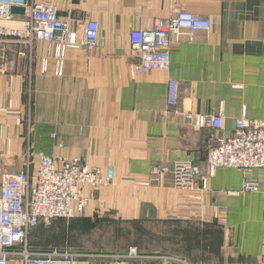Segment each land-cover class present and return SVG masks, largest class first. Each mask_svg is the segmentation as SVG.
Returning a JSON list of instances; mask_svg holds the SVG:
<instances>
[{
  "label": "crops",
  "instance_id": "obj_1",
  "mask_svg": "<svg viewBox=\"0 0 264 264\" xmlns=\"http://www.w3.org/2000/svg\"><path fill=\"white\" fill-rule=\"evenodd\" d=\"M39 1L54 3L81 35L86 20L98 21L105 43L68 49L62 75L56 74L54 46L0 44V181L25 168L28 153L34 167L36 156L45 153L103 168L110 183L84 187L91 202L71 228L78 232L98 216L118 220L122 230L134 223L150 243L133 240L108 250L72 243L76 264H159L153 256L162 251L191 264H264V169L218 168L207 189L201 175L196 189L177 188L172 179L177 160L191 159L202 171L211 134L230 136L243 116L264 121V0ZM179 11L210 19L211 29L198 30L193 39H173L168 71L134 73L139 59L131 49V31ZM20 50L26 55H18ZM173 80L180 94L174 107L168 104ZM189 111H222L224 129L188 125ZM157 165L164 173L154 176ZM246 175L260 179L261 189L243 190ZM58 220L65 219L51 226ZM49 227L34 228L29 244ZM163 235L165 245L159 247L157 237ZM127 245L138 246L146 257L121 256ZM21 262L13 257L8 264Z\"/></svg>",
  "mask_w": 264,
  "mask_h": 264
},
{
  "label": "built area",
  "instance_id": "obj_2",
  "mask_svg": "<svg viewBox=\"0 0 264 264\" xmlns=\"http://www.w3.org/2000/svg\"><path fill=\"white\" fill-rule=\"evenodd\" d=\"M75 1V0H68ZM23 6L24 14L12 12L13 6ZM212 23L191 11H179L169 18L153 19L150 28H135L130 33L131 49L138 56L132 65L134 73L168 71L171 67L173 39L183 35L194 38L198 30H210ZM35 41L54 46L56 74L64 73V58L70 48L84 50L97 48L105 43L100 35V25L94 19L84 22L82 35L71 23L59 16L57 6L50 1L0 0V44L20 43L32 48ZM25 56L26 51H18ZM11 57V56H10ZM47 69L44 61L43 71ZM179 83L171 81L168 104L176 106L179 101ZM188 125L196 129H224V115L217 113H185ZM206 164L201 171L193 160L175 161L172 171L173 185L177 188L203 189L221 167H235L244 171L264 169V121L240 117L233 133L226 136L211 134ZM1 154V148H0ZM36 166L26 155L27 165L7 172L0 181V264H8L13 257L22 264H76V253L68 250H34L29 244L31 231L39 225L49 227L55 219H73L83 216L91 202L83 191L85 186L100 189L108 185L111 177L101 166L92 165L78 157H58L39 153ZM164 173L163 165H157L154 176ZM201 175V181L197 176ZM262 182L246 175L243 190L258 191ZM123 257L145 258L137 247H130ZM161 264H191L176 256H153ZM120 264V263H119Z\"/></svg>",
  "mask_w": 264,
  "mask_h": 264
},
{
  "label": "rangeland",
  "instance_id": "obj_3",
  "mask_svg": "<svg viewBox=\"0 0 264 264\" xmlns=\"http://www.w3.org/2000/svg\"><path fill=\"white\" fill-rule=\"evenodd\" d=\"M39 1V0H35ZM91 198V197H90ZM83 217V216H78ZM78 217L73 219H65V220H58L55 223H59L58 225H52L49 228L40 229V236H35L32 239V248L34 250H46L44 247L51 246L54 247L55 245L60 246L63 245L66 247V250H69V246L74 245L77 246H84L88 249H102L108 250L110 248H118L122 244L125 243L131 244L133 240H138L143 243H146L148 246L150 243V238L146 234H142L139 231H136V227L134 223H128L124 226V230L119 228V221L118 220H104L99 218L98 216L89 217L93 219L92 223L82 224L78 228V232H75L71 227L74 220ZM56 226L62 227L61 230L57 233H54V229ZM164 236V235H163ZM158 246L163 247L165 245V236L163 240H161V236L157 237ZM128 246V245H127ZM130 247H139L136 245H129ZM165 249V248H163ZM129 250V249H128ZM75 253V252H73ZM142 255L143 253L140 252ZM158 256H167L168 253L165 251L155 253ZM145 255V254H144ZM161 264V261H158Z\"/></svg>",
  "mask_w": 264,
  "mask_h": 264
},
{
  "label": "water",
  "instance_id": "obj_4",
  "mask_svg": "<svg viewBox=\"0 0 264 264\" xmlns=\"http://www.w3.org/2000/svg\"><path fill=\"white\" fill-rule=\"evenodd\" d=\"M12 12L15 13V14H24L25 12V8L23 6H13L12 7Z\"/></svg>",
  "mask_w": 264,
  "mask_h": 264
}]
</instances>
